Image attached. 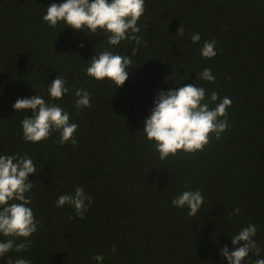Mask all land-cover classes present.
<instances>
[{
    "label": "trees",
    "instance_id": "16d2710c",
    "mask_svg": "<svg viewBox=\"0 0 264 264\" xmlns=\"http://www.w3.org/2000/svg\"><path fill=\"white\" fill-rule=\"evenodd\" d=\"M53 2L64 0H0V155H26L36 165L28 207L40 221L31 246L6 253L0 264L9 258L97 264L100 254L102 264H227L221 249L242 246H233L231 236L249 224L264 249V0H145L141 43L117 46L108 45L103 31L62 22L50 27L42 17ZM181 23L183 36L176 33ZM193 33L201 36L197 43ZM213 39L217 54L201 57L203 43ZM104 50L132 59L120 87L85 74L91 57ZM204 68L215 81L199 79ZM58 75L69 92L50 100L47 86ZM192 83L206 90V99L212 92L231 99L228 130L219 140L210 135L203 151L161 161L143 122L160 90ZM78 88L91 93V107L75 108ZM33 95L70 114L78 125L75 144H58V132L39 143L23 140L20 122L32 110L15 112L12 105ZM78 186L92 198L84 219L70 205L55 206ZM189 190L204 197L194 216L171 204ZM236 207L240 213L233 215ZM6 239L0 235V242ZM261 258L264 250L250 252L242 264Z\"/></svg>",
    "mask_w": 264,
    "mask_h": 264
},
{
    "label": "clouds",
    "instance_id": "9594fccd",
    "mask_svg": "<svg viewBox=\"0 0 264 264\" xmlns=\"http://www.w3.org/2000/svg\"><path fill=\"white\" fill-rule=\"evenodd\" d=\"M144 12L145 0H64L59 4L51 3L42 19L50 27H56L62 22L72 29H87L90 34L103 31L110 46H117L124 40L134 41L139 45L141 38L137 35L140 32L138 21ZM176 33L184 35L182 23ZM190 39L192 43H197L201 36L193 33ZM79 46L83 47V44ZM215 46V39L205 41L199 50L201 57L213 58L217 54ZM137 51L138 48L134 47L132 55H136ZM131 65L130 56L104 50L98 56L91 57L85 74L97 81L108 79L116 87H120L127 80ZM199 79L211 83L216 77L212 75L210 68H204ZM65 84V79L58 75L47 86L49 99H62L69 92ZM74 95L77 97L74 102L76 109L91 107L89 91L78 88ZM218 100L219 103L214 108L209 107V103ZM231 103L230 98H220L216 92H212L206 99V90L193 83L167 91L160 90L153 101L154 107L150 116L143 122L142 130L161 161L175 156L178 151L194 154L204 150L210 135L219 140L228 130L227 109ZM12 107L15 112L32 110V115H26L20 122L25 142L39 143L47 140L53 132H58V144L63 145L69 141L75 144L74 133L78 125L70 123V114L57 104L48 103L41 95H33L29 98H17ZM33 173L38 171L30 157L0 155V235L7 238L0 242V257L10 251H26L31 246L28 238L38 230L40 221L28 207L32 202L28 193L33 189V182L28 181V176ZM203 202L204 197L200 190L183 191L171 199L174 207L187 208L188 216H194ZM91 203L92 198L87 195L83 186L76 187L73 193L61 194L55 200L58 208L72 206L80 219L85 218ZM239 213V207L233 208V215ZM256 233V226L249 224L231 236L233 246L238 242L243 244L231 250L227 246L221 249V255L227 260V264H242L250 252L260 256L264 249L254 239ZM93 259L97 264H102L104 257L100 254ZM7 264H31V261L23 258L13 261L9 258ZM255 264H264V258L257 259Z\"/></svg>",
    "mask_w": 264,
    "mask_h": 264
}]
</instances>
